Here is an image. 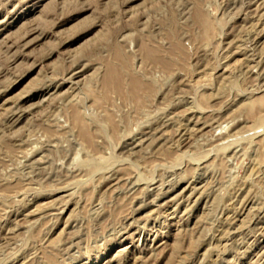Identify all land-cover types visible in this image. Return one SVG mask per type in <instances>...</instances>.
Returning <instances> with one entry per match:
<instances>
[{
	"label": "rangeland",
	"instance_id": "1",
	"mask_svg": "<svg viewBox=\"0 0 264 264\" xmlns=\"http://www.w3.org/2000/svg\"><path fill=\"white\" fill-rule=\"evenodd\" d=\"M0 264H264V0H0Z\"/></svg>",
	"mask_w": 264,
	"mask_h": 264
}]
</instances>
